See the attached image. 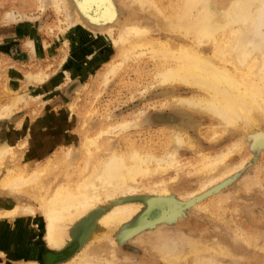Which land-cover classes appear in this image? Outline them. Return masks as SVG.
Segmentation results:
<instances>
[{
  "label": "bare ground",
  "instance_id": "6f19581e",
  "mask_svg": "<svg viewBox=\"0 0 264 264\" xmlns=\"http://www.w3.org/2000/svg\"><path fill=\"white\" fill-rule=\"evenodd\" d=\"M37 1L41 10L49 3L57 12H65L63 23L73 24L75 30L83 26L103 33L108 43L115 47V51L105 55L106 69L102 80L104 83L121 69L127 68L132 61L149 56L156 62V81L152 86H175L178 83L194 88L193 95L176 96L168 103L169 106L173 104L207 115L211 120L207 126L210 132L208 140L216 141L233 131H242L241 137L229 144L221 148L219 144H215V150L207 151L198 147V139H192L186 130L181 132L180 127L174 128L176 124L169 126H173L172 131L167 134L164 150L161 151L134 142H129L126 150L122 149L121 145L116 147L111 144L113 133L137 126L142 113L132 120L101 124L97 128L88 129L82 134L78 155H75L71 145L58 144L53 152L44 154L41 164L37 162L33 167L31 159L39 157L40 154L36 156L34 151L29 154V149L26 151L28 155L24 153L22 159L26 158V154L31 161L23 164L24 166L20 163L5 168L6 172L0 171V221L2 218H15L19 214L34 217L41 213L47 245L59 251L48 253L44 258L46 264L72 254L75 241H78L79 245L84 243L85 247H82L84 250L79 253L80 258L76 256L79 259L72 264H102V260H105L104 263L108 260V263L119 262L124 259L116 258V245L120 244H116L114 236L122 235L117 232L118 226L128 225V231L141 228L144 230V227L157 222L152 216L155 207L160 208L156 218L165 221L168 217H175L187 204L196 205L200 200V192L222 182L244 164L245 158L239 164L229 166L234 154L242 153L252 138L258 141L264 136L261 125L264 123V0ZM137 11L150 12L155 17L160 32L166 34L165 38L153 37V20L149 18L150 21L143 24L137 18ZM60 41H65V38ZM48 75V69L26 71L25 79L18 76L9 78L8 75L7 83L12 101L2 107L0 117L11 116L18 106L23 105L21 102L27 105V101H31L28 93L33 91L32 85L44 81ZM23 81L26 88L20 86ZM157 119H162L163 122L170 119L171 122L186 124L190 117L184 119L166 114L161 118L153 116V121ZM84 123L86 124L87 120ZM198 124L193 126H201ZM30 141L34 142L35 138L26 136L19 141L18 147L9 141L0 143V163L5 158L15 162L14 158L23 152L20 149L27 147ZM51 143L49 148L58 141ZM104 143L108 148L102 150ZM182 147L191 149L192 157L183 158L180 152ZM56 158L61 159L65 168L63 167L54 179H48L49 172L55 168ZM172 171L176 174L171 176V180L153 181L154 178ZM184 172L188 175H199L202 179L200 187L197 191L184 190L174 194L172 184ZM141 189L154 191L156 200L148 199L142 203L126 201L129 195ZM224 196H229V192ZM206 212H210L209 207H206ZM92 217L93 223H89ZM163 232L164 230H158L151 235ZM145 235L149 236L148 233ZM160 236L153 246L158 252V259L166 264H210V255L214 256L213 259L216 257L217 261H213L216 264H225L226 258L243 257L240 252L244 249L243 244L237 242L238 240L234 243L231 240L221 242L220 239L216 242L212 241L213 239L206 241L200 235L193 234L184 237L182 247H173L168 245V237ZM252 236H246L245 241L248 243V237L250 242L256 241L258 236ZM103 239H109L115 245L110 251L112 259H108L110 256L107 258V252L97 246L96 242ZM132 240L135 241V238ZM176 240L175 238L174 241ZM5 250L0 249V256L7 254ZM125 252L127 251L124 250V254ZM68 262L69 259L64 264ZM70 262L68 264H71ZM45 263L42 259L39 261L31 256L19 261V264ZM0 264L5 263L0 261Z\"/></svg>",
  "mask_w": 264,
  "mask_h": 264
},
{
  "label": "rangeland",
  "instance_id": "374dc122",
  "mask_svg": "<svg viewBox=\"0 0 264 264\" xmlns=\"http://www.w3.org/2000/svg\"><path fill=\"white\" fill-rule=\"evenodd\" d=\"M6 13L7 15H5ZM128 13L127 11L126 14L128 15ZM20 15L22 16L20 17ZM136 15L143 24H147V21L152 19L153 30L151 35L165 38L166 34L160 32L156 26L155 17L150 12L137 11ZM65 18V12H57L53 5L49 3L41 10L37 0H0V112L4 105L12 101V94L7 83L9 81L8 75H10L9 78L18 76L20 79H25L26 71L49 70V75L44 81L32 85L31 90L33 89V91L28 93L31 101H27V105L21 102L23 105L18 106L19 108L11 116L0 117V143L9 141L18 147L19 141L26 136L35 138L34 142L30 141L27 147L20 149L23 152L14 158L15 162L5 158L0 163L1 172H6L7 168L14 167L15 164L19 165L21 163L23 165L31 160L33 161L31 164L33 167L37 165V162L41 164L44 161V154L53 152L58 144L71 145L75 155H78L82 134L88 129L97 128L101 124H116L123 120H132L142 113L137 126H130L121 132L113 133L110 139L111 144L113 143L116 147L121 145L122 149L126 150L129 142H134L137 145L146 148L153 147L157 151H161L164 150L163 146H165L167 134L172 131L173 126H169L175 124L174 128L180 127L181 132L186 130L192 139H198V147H202L204 151L215 150V144H219V148H221L241 137L242 131L239 130L233 131V133L216 141L208 140L210 132H208L207 126L211 120L207 115L180 108L173 104L169 106L168 102H171L173 97L193 95L195 93L194 88L178 83L175 86H152L156 81L157 72L156 62L149 56H144L138 61H132L127 68L121 69L104 83L102 80H104L103 73L106 69L105 58L108 53L115 51V47L108 43L103 33L94 32L93 29L83 28V26L75 30L73 24L63 23ZM64 38L65 41H60ZM101 47L104 48L101 49ZM24 82L20 83L21 88H26ZM165 114L176 115L184 119L190 117V119L186 124L180 122L182 125L171 122L170 119H165L167 122H163L162 119L153 121V116L161 118ZM85 120H87L86 124L84 123ZM198 123L201 126H196V129L193 125ZM261 125L264 130V123ZM55 140L58 143H54L56 145L49 148V144H52L51 142ZM263 141L264 136L258 141L252 138L242 153H235L231 159L232 161H229V166H235L245 158L244 164L234 170L226 179L224 178V181L222 180L220 183L218 181L217 185L208 187V191L205 189L202 191L203 193L200 192L201 194L198 195L200 200L196 205L187 204L186 207L182 208L183 210H179L175 217H168L165 221L156 218L160 208L155 207L152 216L155 218L153 220H157V222L144 227V230L141 228L128 231V225L127 227L125 225L124 227L118 226L117 232L122 235L114 236L116 244H120L119 246L116 245L118 253L116 258L124 260L116 261L117 264H166L156 256L158 252L153 246L156 239L160 235L161 238L168 237V245L182 247L184 237L193 234L200 235L206 241L213 239L212 241L216 242L220 239L221 242L231 240L234 243L238 240L237 242L243 244L244 249L240 251L243 257L240 259L226 258L224 260L226 261L225 264H264ZM107 148L104 143L102 150ZM29 149V154L34 151L33 153L36 156L40 154L39 157L30 160V157H27L28 153H26ZM180 152L183 158H189L193 155L192 150L189 148L182 147ZM24 153L27 155L25 154L26 158L22 159ZM54 165L55 168L49 172V178H45L54 179L59 171L63 167L65 168L60 158L54 160ZM175 174L172 171L154 178L153 181L159 182L164 179L168 181ZM201 180L199 175H188L184 172L172 184L174 194L182 193L181 191L184 190V192L197 191ZM153 192L150 189H141L129 195L126 201L142 203L148 199L152 200L157 196ZM228 192L229 196L225 197L224 195ZM206 207L210 208L209 213L206 212ZM18 216L15 218H2L0 221V249H6L5 251L8 254V256L7 254L0 256V261L5 264H19L20 260L29 259L31 256L39 261L42 259L45 263L44 258L46 255L55 253L56 250L49 248L47 245L41 213L34 215V217L28 214H19ZM93 218H90L89 223H93ZM158 230H164V232L155 234V236L151 235ZM256 231H259V233ZM128 233L133 234L128 235ZM146 233L149 236L145 235ZM252 234L255 235V238L258 236L254 242H250L248 239ZM248 235L250 237L247 238V243L245 240ZM133 237L135 241L132 240ZM170 238L171 241H169ZM175 238L176 241H174ZM96 243L97 246L107 252V258L110 256L108 259L113 258L110 251L115 245L109 239H103ZM255 245L258 247H254ZM82 247H85L84 243L79 245V242L75 241L72 254L70 253L61 259H54L49 264H64L68 259L71 264L75 263L80 258V251L83 252ZM124 250L127 251L125 254ZM56 253H59V251H56ZM74 255L75 258L72 259ZM212 257L214 258L212 255L209 257L210 264H216L213 262L217 261L216 257L215 259ZM12 259L13 262L10 261ZM104 261H101L102 264L116 263H112V261L108 263L110 260L107 263H104Z\"/></svg>",
  "mask_w": 264,
  "mask_h": 264
}]
</instances>
